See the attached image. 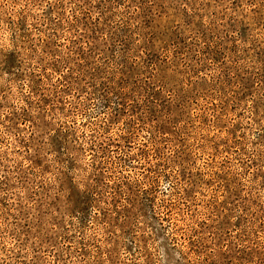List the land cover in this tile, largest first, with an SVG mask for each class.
I'll use <instances>...</instances> for the list:
<instances>
[{
  "label": "rangeland",
  "instance_id": "374dc122",
  "mask_svg": "<svg viewBox=\"0 0 264 264\" xmlns=\"http://www.w3.org/2000/svg\"><path fill=\"white\" fill-rule=\"evenodd\" d=\"M0 264H264V0H0Z\"/></svg>",
  "mask_w": 264,
  "mask_h": 264
}]
</instances>
